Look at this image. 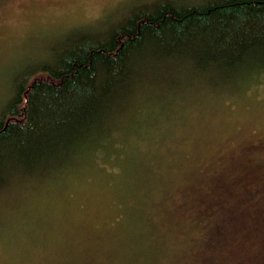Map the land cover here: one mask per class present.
<instances>
[{
	"label": "rangeland",
	"instance_id": "obj_1",
	"mask_svg": "<svg viewBox=\"0 0 264 264\" xmlns=\"http://www.w3.org/2000/svg\"><path fill=\"white\" fill-rule=\"evenodd\" d=\"M67 37H30L22 63L0 68V111ZM233 85L140 86L78 164L0 189V264H264V71Z\"/></svg>",
	"mask_w": 264,
	"mask_h": 264
},
{
	"label": "trees",
	"instance_id": "obj_2",
	"mask_svg": "<svg viewBox=\"0 0 264 264\" xmlns=\"http://www.w3.org/2000/svg\"><path fill=\"white\" fill-rule=\"evenodd\" d=\"M79 35L16 76L0 111V189L78 164L140 86L159 95L198 84L222 89L264 71V0L136 2L121 22Z\"/></svg>",
	"mask_w": 264,
	"mask_h": 264
},
{
	"label": "clouds",
	"instance_id": "obj_3",
	"mask_svg": "<svg viewBox=\"0 0 264 264\" xmlns=\"http://www.w3.org/2000/svg\"><path fill=\"white\" fill-rule=\"evenodd\" d=\"M34 2L35 11L30 12L26 0H0V68L22 63L24 43L37 34L59 38L78 32L80 39L99 34L106 30L108 17L127 7L130 0H70L86 6L76 9L74 14L62 9L47 11L44 5L49 0Z\"/></svg>",
	"mask_w": 264,
	"mask_h": 264
}]
</instances>
